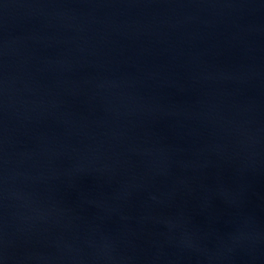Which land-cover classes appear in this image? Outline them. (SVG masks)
Returning <instances> with one entry per match:
<instances>
[{
    "label": "water",
    "instance_id": "water-1",
    "mask_svg": "<svg viewBox=\"0 0 264 264\" xmlns=\"http://www.w3.org/2000/svg\"><path fill=\"white\" fill-rule=\"evenodd\" d=\"M0 264H264V0H0Z\"/></svg>",
    "mask_w": 264,
    "mask_h": 264
}]
</instances>
